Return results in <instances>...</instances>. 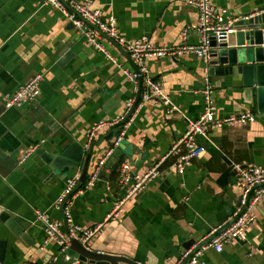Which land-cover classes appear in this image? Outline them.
I'll return each mask as SVG.
<instances>
[{
    "label": "crops",
    "instance_id": "1",
    "mask_svg": "<svg viewBox=\"0 0 264 264\" xmlns=\"http://www.w3.org/2000/svg\"><path fill=\"white\" fill-rule=\"evenodd\" d=\"M76 1L88 3L90 10H99L103 17L114 18L120 34L128 39L147 36L155 47L200 41L193 28L197 11L186 0ZM211 2L227 11L229 21L264 10V0ZM101 43L123 69H132L125 52L106 38ZM145 64L150 79L162 88L170 104L152 97L137 106L126 122L122 146L112 147L119 126L98 131L89 147L91 159L78 188L81 192L67 200L69 223L83 228L102 225L89 241L91 250L140 264H178L183 251L202 242L235 211L241 187L231 163L264 168V120L248 105L242 90L233 89L230 78L210 76L201 58L189 54L151 57ZM36 74L42 75L36 101L19 109L4 108V98ZM206 84L212 89L217 117L250 111L256 121L208 129L205 137L197 136L195 142L204 152L183 174L170 170L169 161L162 162L159 174L145 189L108 219L113 204L126 190L119 184L122 163L131 160L133 178L159 162L183 134L187 122L199 118ZM133 96L123 72L104 53L91 48L43 0H0V158L17 162L11 171L0 167V214L34 225L35 213L40 212L60 223L67 233L56 200L67 179L80 175V169L58 176L35 151L53 153L59 145L72 141L84 147L91 127L120 115ZM95 170L94 186L84 189ZM254 214L246 239L224 246L220 253L205 250V264H264V197ZM5 234L0 224V239ZM31 236L33 245L13 244L16 249L5 256V264H80L67 258L56 242H47L40 227ZM191 240L194 243L187 244Z\"/></svg>",
    "mask_w": 264,
    "mask_h": 264
},
{
    "label": "built area",
    "instance_id": "2",
    "mask_svg": "<svg viewBox=\"0 0 264 264\" xmlns=\"http://www.w3.org/2000/svg\"><path fill=\"white\" fill-rule=\"evenodd\" d=\"M43 2L65 17L67 21L72 24L76 33L81 36L91 48L104 53L108 61L116 65L117 68L123 72L128 82L131 83L135 94V96L129 98L125 102L124 110L120 115L106 122L100 121L91 127L87 134V143L84 145L85 150L89 149L95 136L102 127L119 126L112 147L116 148L122 144L125 128L127 126L126 122L130 118L127 119V116L133 110L135 99L138 94V80L140 78L142 79L143 89L140 94L139 102L134 110L137 106L140 107L152 97L157 98L163 104H170L169 98L162 88L150 79L149 71L145 64L147 58L164 56L173 58L189 54L207 62L211 50L209 46L210 37H218L223 33L231 31L233 23L238 20H227V11L214 6L211 0H186L187 4L194 7L197 11V22L193 28L200 34L199 43L196 45L179 44L166 47H155L151 44L147 36H143L139 39L125 38L120 34L114 18L110 16L103 17L99 10H90L88 8V3H82L76 0H43ZM251 16L252 15L248 17ZM103 36L112 40L119 49L128 54L137 67V72L133 69H123L119 63H117L116 58L107 53L101 43V38ZM184 37L183 35V38ZM41 82L42 75L36 74L31 77L24 84L19 86L16 92L4 98V108L19 109L25 105L33 104L37 99ZM212 94L211 87L206 84L202 90L203 110L199 118L195 121L187 122L185 131L173 142L166 155L149 168L144 175L132 178L129 174V161L122 163L119 170V184L122 187L126 186V190L124 196L113 204L112 212L108 216V219L116 217L121 212L127 200L145 189L146 184L159 174V167L162 162L169 161L170 170H174L177 174H183L191 162L200 157L204 152V148L195 142L197 136L205 137L208 129L246 125L256 121V116L250 111L217 117ZM172 111L173 107L170 106V112ZM33 150L35 149H32V151ZM102 163L103 161L99 162L100 165ZM231 166L239 179L238 184L241 187V193L235 211L226 221L212 228L202 242L183 251L178 264H182L185 259H188L186 264H205L203 260L205 250L213 249L215 252L220 253L223 251L224 246L246 239L247 228L253 224L256 219L254 214L255 209L264 197V168L255 165L243 167L235 163H231ZM96 178L97 171L95 170L86 181L84 189L93 187ZM78 179V173L72 178L67 179L63 192L56 200V205L58 206L64 203L63 218L68 225L67 233L62 232L61 224L57 221L47 218L43 213H35L34 224L43 230L47 242H56L63 253L64 250L69 247L73 239L87 246L89 241L96 236L102 227L101 224H97L90 228H83L69 223L67 200L79 191L81 192V190L78 189Z\"/></svg>",
    "mask_w": 264,
    "mask_h": 264
},
{
    "label": "water",
    "instance_id": "3",
    "mask_svg": "<svg viewBox=\"0 0 264 264\" xmlns=\"http://www.w3.org/2000/svg\"><path fill=\"white\" fill-rule=\"evenodd\" d=\"M70 25L72 26V24ZM107 40L113 43L112 40ZM209 46L211 50L206 62L208 74L230 78L233 89H241L243 96L248 97L246 99L248 105L257 113L259 119L264 120V10L251 17L237 20L229 32L218 37L211 36ZM124 56L132 69L137 72V67L128 54L124 53ZM138 86L133 110L139 102L143 89L141 78L138 80ZM91 152L92 147L85 150L81 144L72 141L59 145L53 153L38 149L35 154L51 172H56L58 176H66L68 172L80 169L78 179V188H80L87 175ZM129 161L131 162V160ZM16 166V161L0 158V167L4 171L14 170ZM63 209L64 203L60 205L62 214ZM0 224L6 229L5 238L0 239V264H5V256L16 249L17 245H13L14 243L21 241L25 245H33L34 238L31 236V232L37 226L28 221L12 218L7 214H0ZM190 243H194V241L191 240L187 244ZM187 244L183 246L186 247ZM64 254L67 258L76 260L80 264H140L124 256L91 250L88 244L84 246L76 239L70 242L69 247L64 250ZM187 260L185 259L182 264H186Z\"/></svg>",
    "mask_w": 264,
    "mask_h": 264
},
{
    "label": "trees",
    "instance_id": "4",
    "mask_svg": "<svg viewBox=\"0 0 264 264\" xmlns=\"http://www.w3.org/2000/svg\"><path fill=\"white\" fill-rule=\"evenodd\" d=\"M116 176V175H115ZM115 178H117V177H115Z\"/></svg>",
    "mask_w": 264,
    "mask_h": 264
}]
</instances>
